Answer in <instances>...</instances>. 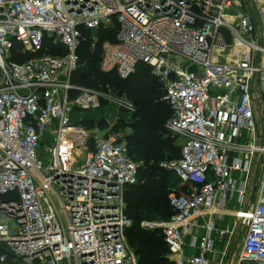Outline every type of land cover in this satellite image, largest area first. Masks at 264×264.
<instances>
[{
  "label": "built area",
  "instance_id": "2783aa9c",
  "mask_svg": "<svg viewBox=\"0 0 264 264\" xmlns=\"http://www.w3.org/2000/svg\"><path fill=\"white\" fill-rule=\"evenodd\" d=\"M0 9V214L11 217L0 219V264H139L125 213L139 164L115 131L90 150L93 131L71 121L105 99L133 111L73 82L83 28L100 27L116 36L102 44L101 70L127 79L150 65L172 110L166 128L180 144V157L162 165L188 189H171L169 218L142 226L162 232L175 264H225L227 256L226 264H264V125L256 119L264 105V0H0ZM47 39L65 52L12 58L15 44L37 54ZM230 46L234 58L221 60ZM224 214L234 224L220 234L231 238L211 259ZM198 217L208 219L206 233L187 244ZM242 224V246L230 258ZM185 246L198 252L184 256Z\"/></svg>",
  "mask_w": 264,
  "mask_h": 264
},
{
  "label": "trees",
  "instance_id": "16d2710c",
  "mask_svg": "<svg viewBox=\"0 0 264 264\" xmlns=\"http://www.w3.org/2000/svg\"><path fill=\"white\" fill-rule=\"evenodd\" d=\"M83 35L79 54L80 59L83 58L86 64L85 67L78 68L74 72L73 82L81 86L98 88L100 83H110L112 78H116L130 85L131 88L127 91L129 95L142 94L140 98H136L142 106L134 113L133 130L127 135L129 154L139 166L138 183L128 186L125 194L127 204L125 213L132 220L126 233L135 247L139 264H169L170 248L162 232L157 229L147 231L140 225L141 220L145 218L156 219L160 215L169 218L172 215V209L168 196L172 187H177L178 192L188 189L186 185L185 187L175 185L171 175L180 182L181 180L162 165L165 161L177 159L181 155L177 138L173 140L171 135L163 136L159 128L172 115L170 106L162 100L163 85L152 74L151 66L146 63L139 64L137 71L127 79H122L115 72L104 73L101 70L102 44L106 40H116L115 30L104 27L97 30L83 28ZM94 37H97L95 47H93ZM64 52L63 47L55 46L51 40L47 39L44 49L39 53L21 54L20 45L17 43L13 47V59L21 63L24 62L23 56L32 59L45 53L57 55ZM141 68L144 71L139 73ZM92 122L97 125V122L93 120L83 123L87 127ZM117 124L119 128L124 126L123 123ZM109 130L114 131L113 126Z\"/></svg>",
  "mask_w": 264,
  "mask_h": 264
},
{
  "label": "rangeland",
  "instance_id": "374dc122",
  "mask_svg": "<svg viewBox=\"0 0 264 264\" xmlns=\"http://www.w3.org/2000/svg\"><path fill=\"white\" fill-rule=\"evenodd\" d=\"M26 54L31 55L30 53H26ZM220 55L221 56H219V58L221 60H232L234 58V52H233L232 46H230L226 50L225 53H221ZM12 58H14V55L12 56ZM30 60L31 58H28V57L26 58L25 56L22 57V61L24 62H28ZM85 64H86L85 60L83 58L80 59L78 68L81 69L85 67ZM142 71H144L143 68L139 70V73H141ZM140 76H142V74H140ZM111 80L112 82L110 83L106 82L105 84H103L102 82L99 84L98 88H93V89L101 93H106L110 97H117L119 99H123L124 101L131 103L133 107V111L130 112V111L125 110L123 107H119L115 103H112L109 99L102 100L101 108L94 110V111H87V112L93 113L94 119L92 120L97 122V125H95L94 122H92L91 124L92 126L91 125L87 126L88 129L93 131V134H94L93 139L91 140L90 150L94 149L96 137L100 136L104 131L108 130L112 126H113L114 131L118 133L119 136L122 137V139H125L126 135L131 133L133 130V122L135 120L134 113L137 112V110H139L142 106L141 103H138V101H136V98H140L142 94L135 93V94L129 95L127 91L131 88L130 85H126L125 82H120L116 78H112ZM260 101H262V98L260 99ZM260 105L261 106H258L257 108L258 112H257L256 119H257L258 127L263 131L262 125H264V105L262 104ZM75 114L77 116L74 115L76 117L73 118V115H72V119H71L73 123H77L78 121L82 119L79 114L77 113ZM167 121L168 120L164 122V125L159 127L160 131L163 133V136L171 135V133L167 131V128H166ZM117 123L119 124L123 123L124 126L119 128L118 127L119 125ZM171 138L174 140L175 137L171 135ZM52 139H53L52 133L47 132L45 137L43 138L42 147L40 149L39 159L43 163V171L45 172V174H48L47 146L48 144L52 142ZM85 153L86 151L82 149L80 151H77V156L80 159H82ZM171 178H172V181L175 182V185L180 186V181L174 175H171ZM174 188H177V187H172V189ZM0 219L6 223L11 222V217L3 213L0 214ZM160 219H164V216L160 215L156 219L145 218L141 220L140 225L142 226V223L146 221L160 220ZM142 227L147 231L151 230L148 227H144V226ZM245 232H246V228L244 224H242V226L237 227L234 233V236L232 238L231 245H230V258H232L233 255H235L240 250L242 243H243V237H244ZM127 243L129 244L130 249H132L135 252V247L131 244L128 235H127ZM175 259H176L175 256H173L170 252V254L168 255L169 264H175L174 263ZM161 264H168V263H161Z\"/></svg>",
  "mask_w": 264,
  "mask_h": 264
},
{
  "label": "crops",
  "instance_id": "0c3cea01",
  "mask_svg": "<svg viewBox=\"0 0 264 264\" xmlns=\"http://www.w3.org/2000/svg\"><path fill=\"white\" fill-rule=\"evenodd\" d=\"M77 114H79L80 117L82 118L80 120L82 123L84 121L94 119L92 112H82V113H77ZM72 115H73V118L77 116L75 113H73ZM74 115H76V116H74ZM109 129L104 131L103 133H106L107 131H109ZM125 141L127 142V135L125 137ZM184 185H186V184H183L182 182H180V187H182ZM186 186H188V185H186ZM174 189L177 190V188H174ZM186 190L187 189H185L183 192H185ZM207 221H208V219L206 217H198V218H196L195 222L198 223L201 226V228L196 230V231L193 230V233L191 235L187 236V238H186L187 244L190 243L192 240H194V238H199L200 236H202V235H204L206 233V228L204 226L206 225ZM233 224H234V216L233 215L224 214V215H221L219 218H217V225H218V229L220 231L219 232L215 231L214 252L208 254L209 258H211V259L212 258H217V257H219L222 254V252L225 249L227 241L231 237H229V234L226 237H223L220 234V232H221V230H223V231L224 230L231 231L232 227H233ZM197 252H198V250H197L196 247L185 246L183 255L184 256H190L192 254H196Z\"/></svg>",
  "mask_w": 264,
  "mask_h": 264
},
{
  "label": "water",
  "instance_id": "95a60500",
  "mask_svg": "<svg viewBox=\"0 0 264 264\" xmlns=\"http://www.w3.org/2000/svg\"><path fill=\"white\" fill-rule=\"evenodd\" d=\"M0 10H2V9H0ZM256 181H257V179H256V177H255V179H254V183H253V188H252V194H254V192H255ZM227 260H228V256L226 257L225 264L227 263ZM246 264H250V263L247 262Z\"/></svg>",
  "mask_w": 264,
  "mask_h": 264
}]
</instances>
